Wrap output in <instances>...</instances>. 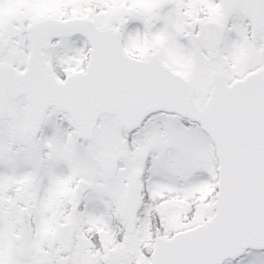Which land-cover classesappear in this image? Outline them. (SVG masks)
<instances>
[{
    "label": "snow or ice",
    "instance_id": "1",
    "mask_svg": "<svg viewBox=\"0 0 264 264\" xmlns=\"http://www.w3.org/2000/svg\"><path fill=\"white\" fill-rule=\"evenodd\" d=\"M0 264H264V0H0Z\"/></svg>",
    "mask_w": 264,
    "mask_h": 264
}]
</instances>
